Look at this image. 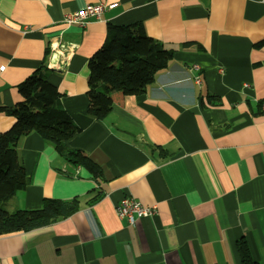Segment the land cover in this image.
<instances>
[{
	"label": "crops",
	"instance_id": "0c3cea01",
	"mask_svg": "<svg viewBox=\"0 0 264 264\" xmlns=\"http://www.w3.org/2000/svg\"><path fill=\"white\" fill-rule=\"evenodd\" d=\"M105 7L67 26L63 15ZM140 23L172 56L138 96L111 93L102 120L86 113V63L106 25ZM264 0H0V110L41 65L61 92L65 145L102 168L93 180L35 133L18 144L27 186L12 212L77 198L70 216L0 235V264H240L244 239L264 264ZM0 111V134L14 122ZM76 173V176H72ZM99 197L87 203L92 197ZM156 209L129 225L124 197Z\"/></svg>",
	"mask_w": 264,
	"mask_h": 264
},
{
	"label": "trees",
	"instance_id": "16d2710c",
	"mask_svg": "<svg viewBox=\"0 0 264 264\" xmlns=\"http://www.w3.org/2000/svg\"><path fill=\"white\" fill-rule=\"evenodd\" d=\"M171 56V51H165L160 43L145 34L140 23L107 24L102 46L86 63L87 115L95 120L104 119L111 112L110 95L113 92L123 96L143 94L157 72L167 68ZM49 72L44 65L37 68L16 87L21 101L9 109H2L14 122L0 134V202L24 189L29 182L21 164L18 144L30 133L50 143L61 159L73 168H83L93 180L102 176L98 164L65 145L73 130L65 128L70 118L60 103L61 92L47 81ZM98 197L95 195L87 203ZM79 208L77 198L68 201L45 199L40 209L31 211L7 212L0 207V235L45 227ZM236 248L240 264H257L244 239L236 243Z\"/></svg>",
	"mask_w": 264,
	"mask_h": 264
},
{
	"label": "built area",
	"instance_id": "2783aa9c",
	"mask_svg": "<svg viewBox=\"0 0 264 264\" xmlns=\"http://www.w3.org/2000/svg\"><path fill=\"white\" fill-rule=\"evenodd\" d=\"M111 7L112 5L105 7L103 4L88 5L81 10L65 13L63 23L67 26L83 27L92 20H98L104 9ZM0 70H3V67H0ZM260 112L264 117V105L261 107ZM115 211L119 219H124L129 225H133L136 219L152 216L156 209L142 206L137 200L128 196L119 201Z\"/></svg>",
	"mask_w": 264,
	"mask_h": 264
}]
</instances>
